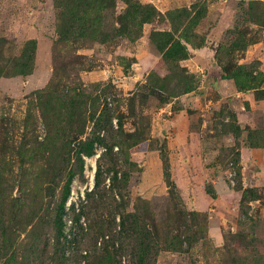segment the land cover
<instances>
[{"label": "rangeland", "instance_id": "rangeland-1", "mask_svg": "<svg viewBox=\"0 0 264 264\" xmlns=\"http://www.w3.org/2000/svg\"><path fill=\"white\" fill-rule=\"evenodd\" d=\"M85 1L0 0L2 216L21 193L24 210L29 199L34 206L38 171L56 185L16 228V263L86 264L93 255L97 264L103 243L115 251L113 178L126 179V212L147 203L163 223L166 167L184 209L205 216L207 240L160 251L154 264H264V0ZM75 3L80 17L98 16L92 29L73 30ZM237 71L249 75L247 88L226 79L241 94L222 97L212 79ZM186 86L199 108L184 99ZM191 140L198 151L181 156L176 146ZM68 177L59 233L52 210ZM244 189L256 198L243 200ZM98 222L105 235L96 238ZM7 257L0 245V264Z\"/></svg>", "mask_w": 264, "mask_h": 264}, {"label": "trees", "instance_id": "trees-1", "mask_svg": "<svg viewBox=\"0 0 264 264\" xmlns=\"http://www.w3.org/2000/svg\"><path fill=\"white\" fill-rule=\"evenodd\" d=\"M75 8L76 12L72 15L71 18L72 24L79 25L73 30H78V33L85 32L94 25L93 23L98 19V16L96 15V17L95 15L90 13L89 16L86 17L85 15L87 12H85V15L80 17L77 12L78 9L82 7L77 6V4L75 3ZM86 10H88V8H85V11ZM144 10L145 9L136 6V11L138 13L144 12ZM120 22L121 20L117 18L116 23L120 24ZM91 31L93 33L95 32V30ZM236 75L241 77L240 81H236ZM236 75L234 77V75L232 76L230 74H223L220 75L219 78L221 80L232 79L235 88L238 91H242V89L247 88L246 83L250 80L249 75L242 74L240 73V71H237ZM189 92H191V89L186 86L183 89V94L185 95ZM166 96L169 97L167 93ZM258 147L261 146L259 145ZM90 153L91 149L87 151L86 155H90ZM163 177L164 183L167 187L166 200L168 206L165 213V220L163 221V223L160 222L159 224L154 218L153 212L147 203L133 208L132 213L126 212L122 196L118 193L120 189L125 188L126 179L121 178L120 180H118L116 178H113L111 180V184L109 185L108 190L112 192V190H114L115 188V195H118L120 197L119 200H115V217L116 215L118 216V222L115 223V227L118 228L115 232V241L117 242V247L115 251L108 250L107 248H109V246L106 244V242L103 243V257L101 254L100 258L97 259V264H119L123 256L128 257V261L130 264H154V256H156L160 251L178 253L185 252L186 250L190 249L192 245L207 240L205 216L202 213L187 211L184 209L181 200L175 191L174 184L169 180V174L166 167H163ZM69 179L70 178L68 177L64 182V185L59 194L57 204L54 205V208L52 210L54 214L52 223L54 224L55 230L59 233L62 227L61 215L63 211V205L68 195L67 185ZM36 181L37 182L32 187V190H29L31 192V196L34 199V206H30L32 202L31 199H29V207L27 208V210H24V208L26 207L24 200L26 195L28 194L21 193L18 194L17 198L9 199L10 210L8 209L6 217L2 216L3 213L0 207V245L4 254L8 256L3 264H17L13 254L14 250L11 251L10 249L13 244L14 238L17 237L15 231L21 232L23 230H19L16 228H18L20 225L26 226L36 215L33 211H29L28 209H37L39 206H41V200L43 199V197H50L53 195L56 185L54 184L53 179L49 177L47 171H38ZM22 187H24V184ZM207 194H209V196L212 198L209 191H207ZM241 195L243 200H251L256 198L255 195L252 194V190L250 189H244ZM137 202H140L139 199H137ZM81 209L83 210L84 207H81ZM82 210L75 215L72 220L73 222L78 221V218L83 213ZM99 223L100 222H98V224ZM104 229L105 227L102 228V223H100V226L96 228L97 232L95 237H103L105 235L102 233L103 231H105ZM84 233L81 235V237H84L86 235V233ZM95 237L94 239L96 240ZM31 238L36 241L39 239V234L37 233L36 235L31 236L30 239ZM30 250L33 249L31 248ZM58 252L60 255L59 263H65L67 261V256H65V253L61 250H59ZM84 255H86V253ZM92 258L94 259L93 255H91V258L89 260L85 257V259L87 260L86 264H94L92 262ZM232 263L234 264L233 260ZM251 264H258V261L255 260Z\"/></svg>", "mask_w": 264, "mask_h": 264}, {"label": "crops", "instance_id": "crops-1", "mask_svg": "<svg viewBox=\"0 0 264 264\" xmlns=\"http://www.w3.org/2000/svg\"><path fill=\"white\" fill-rule=\"evenodd\" d=\"M212 84H213V87L215 88V91L219 92L220 95H223L226 94V93H230V95H235L236 97H238L237 95H240L241 93H237L234 89H232V91H230L227 86L228 84V81L227 80H221L219 77H215V79H212ZM191 94H187L184 96V99L187 101V103H191L192 107H197L198 105L201 104V102L199 103V99L200 97L196 94L195 97H190ZM221 97V98H222ZM221 98H219L218 100H216L215 103H217ZM203 99V98H202ZM210 101V100H208ZM211 102V101H210ZM181 107H183V109L181 108V110H179V114L177 115H174L173 118H170L169 119V123L172 124L175 120L176 117H178L179 115L183 114L185 112V109H184V105H182ZM199 108V106H198ZM168 114H170V112H168ZM193 141V142H192ZM176 150L179 152V154L182 156L183 155V151H187V152H190V150H192V152L194 150H197L198 151V146L196 144H194V140H191L190 143H186L185 145L183 146H179L177 145L176 146ZM249 155L252 157V159H255L256 157L254 156H258L260 154V150L258 149H250L249 151ZM248 152H246L248 154ZM264 154V153H263ZM188 157V156H187ZM206 176H208V172L206 171L205 172ZM215 194L217 196L220 195V191L219 189L216 187V192ZM217 201V200H215ZM193 205V204H192ZM212 228V227H211Z\"/></svg>", "mask_w": 264, "mask_h": 264}, {"label": "built area", "instance_id": "built-area-1", "mask_svg": "<svg viewBox=\"0 0 264 264\" xmlns=\"http://www.w3.org/2000/svg\"><path fill=\"white\" fill-rule=\"evenodd\" d=\"M210 105V101H207V103L205 104V108H207ZM203 110V109H202Z\"/></svg>", "mask_w": 264, "mask_h": 264}]
</instances>
